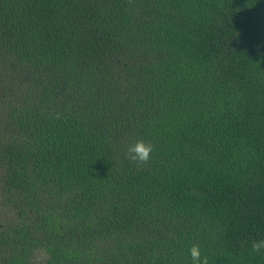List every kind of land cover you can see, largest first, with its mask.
I'll return each instance as SVG.
<instances>
[{"label":"trees","instance_id":"obj_1","mask_svg":"<svg viewBox=\"0 0 264 264\" xmlns=\"http://www.w3.org/2000/svg\"><path fill=\"white\" fill-rule=\"evenodd\" d=\"M0 264H264V0H0Z\"/></svg>","mask_w":264,"mask_h":264}]
</instances>
